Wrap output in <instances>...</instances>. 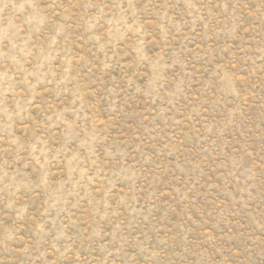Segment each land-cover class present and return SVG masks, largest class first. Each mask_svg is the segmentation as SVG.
<instances>
[{"label":"rangeland","instance_id":"374dc122","mask_svg":"<svg viewBox=\"0 0 264 264\" xmlns=\"http://www.w3.org/2000/svg\"><path fill=\"white\" fill-rule=\"evenodd\" d=\"M0 264H264V0H0Z\"/></svg>","mask_w":264,"mask_h":264}]
</instances>
